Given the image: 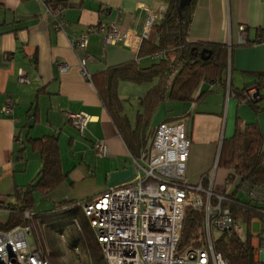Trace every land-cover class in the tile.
<instances>
[{"label": "crops", "instance_id": "0c3cea01", "mask_svg": "<svg viewBox=\"0 0 264 264\" xmlns=\"http://www.w3.org/2000/svg\"><path fill=\"white\" fill-rule=\"evenodd\" d=\"M167 5L168 0H0V198L15 200L14 191L35 178L41 167V141L48 137L56 140L63 177L45 195L33 193L38 205L47 208L61 200L84 201L138 179V158L98 91L102 71L109 66L135 60L138 66L148 67L158 62L153 54L138 56L140 31L148 15H155L156 22ZM56 22L62 23L61 28L55 27ZM99 23H112L130 37L125 43H106L98 32ZM241 25L247 35L243 44L238 43ZM263 25L264 0H194L188 40L226 48L230 86L203 84L205 93L197 100L165 99L153 104L143 133L150 146L161 121L184 122L191 141L186 165L190 184L211 185L219 194L234 192L235 184L227 179L230 169L218 160L222 141L232 136L237 119L256 122L264 146V110L254 111L229 92L251 84L256 73H264V41L257 42ZM82 33L88 36L87 45L74 49L70 39ZM146 39L157 42L153 27ZM84 57L90 78L81 73ZM20 71L28 83L18 81ZM157 82L154 78L118 83L120 112L130 128L142 125L138 117L144 118L146 105L153 102L144 96ZM8 97L13 104L5 111ZM70 113L89 116L82 135L71 125ZM97 142L105 145V153H97ZM235 197L247 198L242 189Z\"/></svg>", "mask_w": 264, "mask_h": 264}, {"label": "trees", "instance_id": "16d2710c", "mask_svg": "<svg viewBox=\"0 0 264 264\" xmlns=\"http://www.w3.org/2000/svg\"><path fill=\"white\" fill-rule=\"evenodd\" d=\"M178 5L179 0H168L166 10L157 18L158 21L153 23L152 27L158 35L157 42L151 43L144 38L140 44L138 56L159 53L158 62L148 67H140L132 60L109 66L102 71L103 85L98 91L99 96L128 148L137 158L142 152L145 157L149 153L150 146L144 142L143 133L146 117L152 111L153 104L165 99L184 102L197 100L205 93L202 90L203 84L230 86L228 79L224 78L228 65L226 48L218 43L205 45L189 41L188 32L194 0L182 9H179ZM204 48L211 51L206 59L200 56ZM255 75L256 78L251 84L239 90L230 88L229 92H233L239 101L257 112L264 110V104L260 105L264 100V73ZM154 78H157L158 82L144 96L153 98V102L146 105L144 118L141 115L138 117L142 125L139 128H130L126 116L120 112L118 83L151 82ZM252 86L258 90L259 98L243 100V92ZM40 155L41 167L37 175L26 187L14 191L12 196L15 201L10 199L3 202L0 198V210L7 212L5 222H0V231L17 225L28 226L31 232L33 229L35 245L41 251L46 264H66L61 260L63 247L59 239V236L65 233V247L72 250L81 246L87 264H107L77 201L61 200L47 208L34 203V192L45 195L63 177L55 138L48 137L41 141ZM218 162L229 167L228 182L235 184L234 192H225L226 199L221 202L230 209L234 224L230 234L223 233L215 239V248L221 252L227 264H262L255 260L249 225L254 218L264 219V203L247 196L246 199L235 197L245 182L250 185L264 184L263 135L256 122L236 120L232 136L222 141ZM25 212L31 216L25 217ZM239 219L247 225L244 234L237 229ZM202 220V212L192 208L186 209L180 248L202 244ZM36 225L43 230L40 235L39 231L35 230Z\"/></svg>", "mask_w": 264, "mask_h": 264}, {"label": "built area", "instance_id": "2783aa9c", "mask_svg": "<svg viewBox=\"0 0 264 264\" xmlns=\"http://www.w3.org/2000/svg\"><path fill=\"white\" fill-rule=\"evenodd\" d=\"M42 1V0H38ZM51 11V8L47 7ZM164 12V11H163ZM162 12V13H163ZM155 15H148L140 31V39L147 38ZM56 22L55 27L61 28ZM264 41V25L260 29ZM98 32L103 33L106 43H125L130 33L114 24L99 23ZM88 36L82 33L70 39L71 46L85 48ZM246 28L241 25L238 43H246ZM159 57L160 54L156 53ZM86 57L80 60L81 73L90 78L85 69ZM65 70L63 64H59ZM20 83H28L25 73L20 71ZM259 98L258 90L252 86L243 92V100ZM5 111L13 104L6 100ZM69 121L74 129L83 134L89 116L86 113H70ZM32 119V117H29ZM191 141L182 120L161 121L153 131L148 156L142 152L137 159L140 170L133 183L110 188L101 194L77 201L107 264H227L221 252L215 248V239L223 233H231L234 218L228 207L222 205L225 193H215L211 185L190 184L186 179V165ZM99 154L105 153L102 142L95 144ZM245 195L264 203V184L243 183ZM10 200L3 198V202ZM12 201H15L12 199ZM187 208L200 211L202 220V244L179 247ZM25 217H30L25 212ZM259 222V232L252 235L255 260L264 264V224ZM28 226L17 225L0 231V264H46L35 244H30ZM62 237V235H61ZM78 248H74L77 250Z\"/></svg>", "mask_w": 264, "mask_h": 264}, {"label": "rangeland", "instance_id": "374dc122", "mask_svg": "<svg viewBox=\"0 0 264 264\" xmlns=\"http://www.w3.org/2000/svg\"><path fill=\"white\" fill-rule=\"evenodd\" d=\"M228 75L229 73H227V68H226V72L224 73V78L228 79ZM242 87V86H241ZM132 97L131 95L129 96V101L131 102ZM129 103V102H128ZM7 218V212L0 210V222H5ZM260 222H262L264 224V219H261ZM237 229L240 233H243L247 231V225L246 223L242 220L239 219L237 221ZM35 230L39 233H42L43 230L41 231L40 228L36 225L35 226ZM249 232H251V234H256L257 232H259V222L257 221H251V225H249ZM67 233H65L64 235L59 236L60 239V245L63 247V255L61 260L64 261L66 264H87L85 262V257H84V253L82 252V247L80 246L77 250H69L68 248L65 247V243H66V239H67ZM35 238V231L32 229L31 235L28 236V240L30 244H36V241L34 240ZM42 238V236H41Z\"/></svg>", "mask_w": 264, "mask_h": 264}, {"label": "water", "instance_id": "95a60500", "mask_svg": "<svg viewBox=\"0 0 264 264\" xmlns=\"http://www.w3.org/2000/svg\"><path fill=\"white\" fill-rule=\"evenodd\" d=\"M191 0H179L178 8L182 9L183 7L187 6L190 3ZM211 54V51L209 49H202L200 52V56L203 59L208 58V56Z\"/></svg>", "mask_w": 264, "mask_h": 264}]
</instances>
